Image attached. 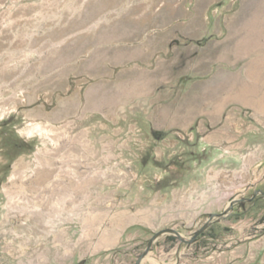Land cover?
I'll return each instance as SVG.
<instances>
[{
    "label": "rangeland",
    "instance_id": "rangeland-1",
    "mask_svg": "<svg viewBox=\"0 0 264 264\" xmlns=\"http://www.w3.org/2000/svg\"><path fill=\"white\" fill-rule=\"evenodd\" d=\"M258 190L264 0H0V264H136ZM141 264H264V198Z\"/></svg>",
    "mask_w": 264,
    "mask_h": 264
},
{
    "label": "water",
    "instance_id": "water-1",
    "mask_svg": "<svg viewBox=\"0 0 264 264\" xmlns=\"http://www.w3.org/2000/svg\"><path fill=\"white\" fill-rule=\"evenodd\" d=\"M260 196L261 198H264V192L258 190L256 191L251 198L247 199V198H242V199H237V198H232L230 201H229V205L220 213L218 214H209L208 216V220L204 223V225L199 228L198 230H196L192 237L190 238V240H185L183 239V237L181 236V234L174 230V229H164V230H161L159 232H156L151 238L150 240L148 241V244H147V247L145 249V251L142 253V255L137 259L136 261V264H141V261L144 259V257L148 254L152 244L161 236L163 235H172V236H175L176 238H178L179 240L183 241V242H191L193 241L196 237H198L199 235H201L203 232H205L213 223L215 222H219L221 221L223 218H225L226 216H228L232 209H233V206L237 203H240V202H244V201H251L253 198L257 197V196Z\"/></svg>",
    "mask_w": 264,
    "mask_h": 264
},
{
    "label": "trees",
    "instance_id": "trees-1",
    "mask_svg": "<svg viewBox=\"0 0 264 264\" xmlns=\"http://www.w3.org/2000/svg\"><path fill=\"white\" fill-rule=\"evenodd\" d=\"M11 138L12 140L17 141V138L14 134L11 135ZM20 146L24 148L25 144L21 143Z\"/></svg>",
    "mask_w": 264,
    "mask_h": 264
}]
</instances>
